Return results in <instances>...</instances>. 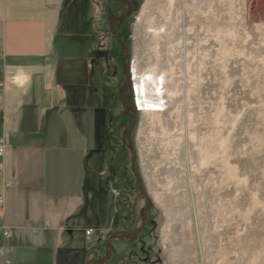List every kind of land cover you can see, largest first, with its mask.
Wrapping results in <instances>:
<instances>
[{"label":"rangeland","instance_id":"rangeland-1","mask_svg":"<svg viewBox=\"0 0 264 264\" xmlns=\"http://www.w3.org/2000/svg\"><path fill=\"white\" fill-rule=\"evenodd\" d=\"M97 3L63 61L85 207L112 218L90 259L264 264V0Z\"/></svg>","mask_w":264,"mask_h":264},{"label":"crops","instance_id":"crops-1","mask_svg":"<svg viewBox=\"0 0 264 264\" xmlns=\"http://www.w3.org/2000/svg\"><path fill=\"white\" fill-rule=\"evenodd\" d=\"M81 7L101 6L97 0H0V136L7 138L0 156V264H137L130 245L108 250L112 260L90 259L100 255L113 226L108 216L104 223V209L98 216L86 210L79 101L71 102L64 79L65 45ZM88 228L93 232L86 235Z\"/></svg>","mask_w":264,"mask_h":264},{"label":"built area","instance_id":"built-area-1","mask_svg":"<svg viewBox=\"0 0 264 264\" xmlns=\"http://www.w3.org/2000/svg\"><path fill=\"white\" fill-rule=\"evenodd\" d=\"M132 88H133V90L135 91V94H136V87H134V85H132ZM132 94H133V96L135 95L134 93H132ZM133 98H134V103H133L134 107H133V109L135 111L142 110L141 105H139V104H141V101L135 96ZM6 145H7V138H6L5 135H1L0 136V156L4 155L5 150H6ZM2 203H3V198L0 196V207L2 206ZM92 232H93V228H88V229H86L85 234L89 235ZM2 234L6 238L8 236V230L7 229H3ZM0 255H4L3 249H0Z\"/></svg>","mask_w":264,"mask_h":264},{"label":"bare ground","instance_id":"bare-ground-1","mask_svg":"<svg viewBox=\"0 0 264 264\" xmlns=\"http://www.w3.org/2000/svg\"><path fill=\"white\" fill-rule=\"evenodd\" d=\"M155 84H156V86H158V85H157L158 82H155ZM132 92L135 94V91L133 90V88H132ZM136 94H137V95L139 94V87L136 88ZM141 104H142V103H141Z\"/></svg>","mask_w":264,"mask_h":264},{"label":"trees","instance_id":"trees-1","mask_svg":"<svg viewBox=\"0 0 264 264\" xmlns=\"http://www.w3.org/2000/svg\"><path fill=\"white\" fill-rule=\"evenodd\" d=\"M107 2H109L110 3V0H107ZM109 8V7H108ZM112 87V86H111ZM110 94H111V92H110Z\"/></svg>","mask_w":264,"mask_h":264}]
</instances>
